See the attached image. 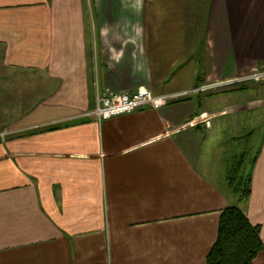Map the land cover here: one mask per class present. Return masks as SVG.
Returning a JSON list of instances; mask_svg holds the SVG:
<instances>
[{"label": "crops", "instance_id": "crops-1", "mask_svg": "<svg viewBox=\"0 0 264 264\" xmlns=\"http://www.w3.org/2000/svg\"><path fill=\"white\" fill-rule=\"evenodd\" d=\"M261 65L264 0H0V82L32 88L0 128L58 124L0 141V264H207L230 205L264 241L263 85L86 114L98 87L159 94Z\"/></svg>", "mask_w": 264, "mask_h": 264}, {"label": "trees", "instance_id": "trees-1", "mask_svg": "<svg viewBox=\"0 0 264 264\" xmlns=\"http://www.w3.org/2000/svg\"><path fill=\"white\" fill-rule=\"evenodd\" d=\"M57 126L46 125L39 129ZM250 191L248 178L247 190L241 193V198L247 197ZM262 250L261 225L254 224L241 207L230 205L222 210L218 237L207 255V264H253Z\"/></svg>", "mask_w": 264, "mask_h": 264}, {"label": "built area", "instance_id": "built-area-1", "mask_svg": "<svg viewBox=\"0 0 264 264\" xmlns=\"http://www.w3.org/2000/svg\"><path fill=\"white\" fill-rule=\"evenodd\" d=\"M256 73L257 74L248 73L240 77L212 81L188 89L159 94L154 93L150 89L148 90L146 87H141L136 92L113 91L107 89V93L98 96L94 115L102 122L105 119L124 113H130L140 108L150 107L159 109L171 102L190 98L199 93L209 94L217 91L231 90L244 86L251 81L264 80V71ZM192 123H194V121H192Z\"/></svg>", "mask_w": 264, "mask_h": 264}, {"label": "rangeland", "instance_id": "rangeland-1", "mask_svg": "<svg viewBox=\"0 0 264 264\" xmlns=\"http://www.w3.org/2000/svg\"><path fill=\"white\" fill-rule=\"evenodd\" d=\"M260 71H264V65H261V66H257V67H254L252 70L248 71V72H244V73H241V74H238V75H235V76H229V77H226V78H221V79H214V80H210V81H205L203 83H200V84H206V83H210L212 81H217V80H226V79H229V78H234V77H240V76H244L245 74H248V73H251V74H257L256 72H260ZM7 80V79H6ZM1 81V79H0ZM5 81V79H4ZM4 81L0 82V123L2 121H9L11 119V117L17 113L18 109L17 110H13V108H18V98H16V103H15V100H14V96L16 94V96L22 92V88L25 86L27 87V84L23 82V80L21 79L20 81H14V78H13V84H10L9 86L6 85L4 83ZM252 82H255L254 85H258V86H261L263 85L264 86V80H259V81H251V82H248L247 84H252ZM200 84H197V85H200ZM196 85V86H197ZM98 87V85H97ZM141 87H146V86H139L137 88V90L135 91H128V90H125V91H128V92H136L138 91ZM148 90L149 88L146 87ZM31 85H29L26 89H24L23 92H27V90H31ZM151 90V89H150ZM225 91V90H224ZM174 92V91H172ZM218 92V91H217ZM244 92L245 96H248V95H252L253 94V90H249V91H242ZM107 93V89L106 90H102L100 87L97 88V92H96V95H95V103H94V107L89 110L86 114H92L94 117H96L94 115V111L97 107V102H98V96L99 95H103ZM213 93V92H212ZM203 93H199L197 95H202ZM210 94V93H209ZM196 95V96H197ZM193 97V96H192ZM1 98H4L3 100H1ZM172 103V102H171ZM166 106V105H165ZM13 110V112H12ZM20 111H22V108L20 107ZM24 111V110H23ZM12 112V113H11ZM204 116L207 117V114L206 113H203ZM96 119L98 120V118L96 117ZM246 119V117H245ZM98 122H100L98 120ZM103 122V121H102ZM102 124V123H100ZM48 124H45V125H41L40 127H37V126H32V125H29V126H22V125H14V124H11V125H7L6 127L4 128H0V141H4V140H9L11 138H16V137H20L21 135H24V134H31V133H35L37 132V130H40L39 128H42L44 126H46ZM248 138L241 141L240 143L244 144V145H249L251 146L250 149H249V152H248V155L246 156V158H248L246 161H247V164H246V167L249 166V163H248V160H249V157H250V154H251V151L253 150V144L256 143V136L254 137H250V136H247ZM247 176V175H246ZM245 177V175H244ZM249 178V176H247ZM248 178L246 180V183L245 185L241 188V193H243L244 191L247 190V182H248Z\"/></svg>", "mask_w": 264, "mask_h": 264}]
</instances>
